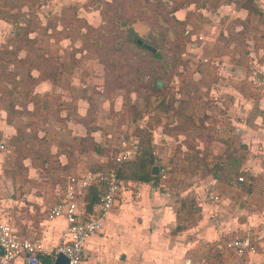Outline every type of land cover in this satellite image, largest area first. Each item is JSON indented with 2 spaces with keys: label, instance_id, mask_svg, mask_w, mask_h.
<instances>
[{
  "label": "crops",
  "instance_id": "crops-1",
  "mask_svg": "<svg viewBox=\"0 0 264 264\" xmlns=\"http://www.w3.org/2000/svg\"><path fill=\"white\" fill-rule=\"evenodd\" d=\"M253 6L256 13L250 14L239 0H187L173 13L190 28L196 24L200 40L194 51L201 61H215L210 64L216 74H193L202 123L191 135L173 137L164 127L153 131L158 163L168 168L166 187L160 178L125 181L113 208L104 214L99 188L77 195L78 220L100 215L102 224L84 244L86 264H225L229 255L220 250L219 231L229 237L249 228L261 247L247 264H264V90L255 82V72L264 73V0H254ZM51 14L60 16L59 11ZM254 17L260 24L253 23ZM77 18L93 29L103 24L98 9L80 8ZM220 43L227 53L220 51ZM12 44H5L0 54L5 71L13 73L9 85L0 73V85L7 87L0 88V222L21 237L38 235L46 251L42 264H54L47 253L67 226L63 217L46 220L65 189L56 181L111 170L120 138H134L130 131L122 134L124 127L111 128L102 119L111 110H122L124 94L118 91L110 100L104 96V61L80 40L45 44L37 39L33 55L22 49L10 61L6 58L14 51ZM52 48L51 55L47 49ZM42 58L53 63L45 67ZM208 121L216 122L213 132L206 129ZM185 142L196 145V162L187 163L183 155L172 157L173 145L184 153ZM222 156L234 167L219 164L229 174L227 182L216 172ZM16 159L22 164L11 170L6 164ZM236 171L244 181L232 178ZM184 200L190 202L179 215ZM23 262L20 257L14 264Z\"/></svg>",
  "mask_w": 264,
  "mask_h": 264
},
{
  "label": "rangeland",
  "instance_id": "rangeland-1",
  "mask_svg": "<svg viewBox=\"0 0 264 264\" xmlns=\"http://www.w3.org/2000/svg\"><path fill=\"white\" fill-rule=\"evenodd\" d=\"M112 1L113 0H110L108 3H112ZM185 1L187 0H148L146 2H139L137 0H118L108 6L103 3H107L105 0H37L33 5H29L31 8L28 6L24 7L21 12L22 19L28 18V11L32 13L33 25L30 26L33 32L30 34V38H35L34 41L39 39L41 43L44 42L46 44L66 36L71 37L70 40H80L83 44L82 47L87 48L89 53L109 63L108 71L110 76L114 77V75H117V77H122L118 84L122 83L121 85H123V82H125L126 85V82L128 84L130 81V85L127 86V89L132 90V88H134V91L123 96L122 110L118 112L111 110L102 119L108 121L107 125L111 128L117 129V127H120L121 130V128L124 127L125 130L122 131V134L130 131V135H133L137 127H144L149 121H155V118H152L155 116L153 110L162 100V97L156 99L154 96H151L150 104L146 106L145 97L149 91L145 92V90H140L135 82L131 83L135 75L140 76V74H143L142 76H146L157 70V73L160 75L166 74V81L169 80L167 89L170 90L173 88V90H177L182 85L187 84H194L195 87L190 85L192 89L197 88L198 83L193 79V74L199 72L200 64L211 66L213 70L208 69V75L216 74L215 65L210 64L212 62L211 59L203 60V62L201 61V54L194 51L200 40V38L197 37L198 32L196 24L195 27L190 28L187 21H178L183 24L180 25L177 23L175 17L173 15L171 17L168 13L178 4L183 3L184 5ZM197 2H199V0H197ZM80 8L98 9L104 25L102 24L103 26L98 29L87 26L83 19L77 18V11ZM56 11H59V14L65 11V20L61 21V25L58 22L59 16L51 14ZM193 19L197 21L195 15ZM123 21H126L133 31L132 24L137 26V31L134 32L140 39L147 42H155L157 53H159L162 58L159 62L151 61L150 59L152 58L149 54L135 49L133 45L125 41L127 32L122 33L119 26ZM255 22L260 24V19L254 17L253 23ZM57 26H63L65 29L62 32H57ZM11 32L14 34V27L11 24L6 26L0 22V54L5 53L3 51V49H5V44L13 43L12 45L14 47L12 49L14 50L21 42L20 37L17 39L13 34L11 36ZM219 48L221 52L227 53L229 51L224 43H220ZM47 50L52 55L55 48ZM7 56L6 54V57ZM13 56L9 55L6 59H10L11 61L14 59ZM4 61L3 58H0V73L3 76L2 78H4V82L9 85L13 73H8L7 70L5 71L3 67V65H5ZM43 63L46 64L45 62ZM212 63H215V61ZM48 64L49 63H47V65ZM159 64H161L164 69L160 68ZM20 69L17 68L15 70L19 73ZM13 72L16 73L15 71ZM113 77L110 78L112 79ZM6 84L0 85V88H7L5 86ZM118 91L124 94L126 93L125 90L116 89L115 84H113V89L106 92L107 95L104 96L110 100L114 98L113 94H116ZM197 93L196 91H191L188 96L184 93L185 95L181 96V99H178L179 101H181L182 98L185 100L186 104L184 110L185 115L190 117L189 120L184 119L176 122L173 119L172 113L169 112L167 116L160 115L161 124L165 125L173 121L174 124H178V128L182 131H180L182 135H191L192 132H195L199 124L202 123V111L198 108L199 96ZM163 97L168 99L169 95H163ZM176 98H179L177 94ZM209 103L211 102H208V104ZM176 105H178V103H176ZM207 123L208 127H206V129L208 130L212 125L209 121ZM161 124L159 123L158 127H163ZM25 140V144H27V138H25ZM183 145L185 146V152L187 154L197 151L195 148L196 145L194 144L185 142ZM180 147L181 146L178 144L173 145L172 157L175 158V156H180L185 153H181ZM110 152L111 151L108 153ZM197 158L198 156L196 154H192L191 162H196L195 160ZM21 164L22 160L16 159L10 161V163L6 165H8L11 170H14L18 169V165ZM21 174H23V171ZM13 180H17V176L15 178L13 177ZM56 183L62 188L65 184V179H59ZM21 209L24 211L26 208ZM20 213L22 212H20L19 209V214ZM32 236L39 237L38 235H31L30 237Z\"/></svg>",
  "mask_w": 264,
  "mask_h": 264
},
{
  "label": "built area",
  "instance_id": "built-area-1",
  "mask_svg": "<svg viewBox=\"0 0 264 264\" xmlns=\"http://www.w3.org/2000/svg\"><path fill=\"white\" fill-rule=\"evenodd\" d=\"M255 82L264 90V73L255 72ZM119 153L114 157L117 167L129 161L135 154L134 141L128 137H121L119 141ZM4 145H0V150ZM159 164V163H158ZM168 168L159 164L158 173L162 187H166ZM243 181V178H239ZM122 182L117 177V169L110 171H88L80 176H69L66 179L65 189L61 191L60 198L51 206L46 214V220L51 221L63 217L66 228L60 234L58 244L47 255L54 261L58 255H64L68 264H86L83 260V248L86 240L98 233L101 229V218L93 216L85 222L77 218L78 194L85 193L90 187L101 190L100 212L110 211L115 203L116 195L120 192ZM213 201L218 197L213 196ZM215 221V216H211ZM219 224V223H218ZM222 243L220 250L228 253L225 264H247L248 259L258 252L261 242L254 237L252 229H246L242 235L226 237L223 231H219ZM0 264H14L17 258L23 257V264H42L41 255L46 252L41 239L37 236L21 237L8 224L0 222Z\"/></svg>",
  "mask_w": 264,
  "mask_h": 264
},
{
  "label": "trees",
  "instance_id": "trees-1",
  "mask_svg": "<svg viewBox=\"0 0 264 264\" xmlns=\"http://www.w3.org/2000/svg\"><path fill=\"white\" fill-rule=\"evenodd\" d=\"M115 1H118V0H113L112 3H108V2L107 3L103 2V3L109 6L113 3H115ZM137 1L146 2L148 0H137ZM227 1L228 2H232V1L237 2L238 0H227ZM239 1H241L242 8L247 9L250 14L256 13V7L253 6L254 0H239ZM35 2H37V0H2V1H0V20L6 21L7 23L11 24L14 27V34H13L14 37H16L17 39H19V37H20V39H21L20 40L21 42L14 48V50H15V51H13L14 54H13V52L10 54L11 56L17 55V53L22 49L27 50L31 55H33L31 50H33V48H35L34 46H35L36 41H34L35 38H30V34L33 32L32 28L30 26V25H33L32 13L28 11V18L22 19L21 10L24 7H27V6L29 7V5H33ZM185 3H187V1H185ZM184 5H183V3L176 5L174 8H172V10L170 12H168L169 15H171V17H172L173 13L175 11L181 9ZM29 8H31V7H29ZM65 16H66L65 11L61 12V14L59 16V21H58L60 23V25H61V21L65 20ZM102 16H103V14H102ZM177 23L180 25H183L178 21H177ZM103 25H104V22H103ZM119 26H120V30L122 33L127 32V35L125 37V41H127L129 44L133 45V47H135V49H138L141 52H146L147 54H149L150 57L152 58V59H150L151 61L159 62V60L162 59L160 57V54L157 53L155 42H147V41L140 39L139 36H137V34L128 26V23H126V21L121 22ZM62 28H63V30L65 29L63 26H62ZM66 29H67V27H66ZM62 31H57V32H62ZM63 38L71 39V37H68V36L63 37ZM138 40H142L143 43H146L147 45L154 48L156 50V53H150L149 51L144 49L141 44L137 43ZM102 61H104V72H105V75H104V93L105 94H106V92L113 89V84H115L116 89L125 90L126 93L125 94L123 93L125 96L127 94H129L130 92L134 91V88H132V90L127 89V86L130 85V81L128 82V84L126 82V85H125V82H123V85H121L122 83L118 84L119 80L122 77H117V75H114V77L110 76V73L108 71V64L109 63L106 62L105 60H102ZM43 62H45L46 64H44ZM47 63H53V61L50 60L49 58H46V59L42 58V64H44L45 67L49 65V64L47 65ZM159 67L163 68V66L161 64H159ZM199 68H200L199 69L200 73H203V74L206 73L207 75L209 74L207 71L208 69L213 70L209 65H204V64H200ZM157 72L158 71L156 70L153 73L146 75V76H142L143 74H140V76L135 75V78L133 79V81H131V83L135 82L136 86L138 88H140V90H145V92L149 91V93L145 97L146 106H148L150 104L149 102H150L151 96H154L156 99H158V98L160 99V97H162V100L154 107V110H153L155 116L152 118L153 119L155 118V121H153L155 123L149 121V123L147 125L145 124L146 126L145 125H144V127L139 126L135 129V131L132 135L134 138L135 154L132 157V159L121 164L119 167H117L115 165V163H112L111 166L109 167V169H111V170L117 169V177L122 183L125 181H131V182H135V183H148L151 181L157 182L159 180V178H160L159 173H157L155 175L152 174V169L154 167H157V169H159L158 159L155 155V148H154V145L152 142V138H153L152 133L159 126V123L161 124L160 115L167 116V113L171 112L173 115V119L176 122H179V121L184 120V119L185 120L190 119V117H187L185 115V110H184V106L186 104L185 100L182 98V100L179 101L178 99H181V96L185 95L184 93H186V96H188L191 91L197 92L198 89L197 88L196 89L191 88L190 85L195 87L194 84H187V85H182L179 88V90L177 91V93L170 92L167 90L169 80L166 81V74L160 75ZM110 77H113V78L111 79ZM158 82H160L162 85L158 86ZM176 94L179 96V98H176ZM163 95H165V96L169 95V98L166 99L163 97ZM176 103H178V105H176ZM156 115H158L159 117ZM158 119H159V122H158ZM214 123H216V122L211 121V125H212V127H210L211 132H213V126L215 125ZM169 124H172V125H169ZM161 125L164 127V131L167 130L166 133L169 135H172L173 137H177L182 132L178 128V124H176V123L174 124L173 121H172V123H168L165 125L161 124ZM181 127H182V125H181ZM192 154H196L198 156L197 151H194V153H192ZM191 155L187 154L185 152L183 154V160L186 161L187 163H191V161H192ZM221 162H224L227 167H230V168H234V167L230 164V162L228 160H225L224 156H222L220 162L218 161V163H217L218 166L216 168V172H220V175L218 174L217 177L219 179L223 180L224 182H227V180L229 178V174L223 173L222 167L219 166V164ZM240 177L243 178V181L245 180L244 177H242L241 175H239V173H237V171L232 173V178H235L236 181H239ZM240 182H242V181H240ZM99 192H101L100 189H99ZM189 202L190 201H186V200L181 201V205H180V208L178 211L179 215L183 213L184 207Z\"/></svg>",
  "mask_w": 264,
  "mask_h": 264
},
{
  "label": "water",
  "instance_id": "water-1",
  "mask_svg": "<svg viewBox=\"0 0 264 264\" xmlns=\"http://www.w3.org/2000/svg\"><path fill=\"white\" fill-rule=\"evenodd\" d=\"M137 43L141 44L143 46L144 49H146L147 51H149L150 53H156V50L154 48H152L151 46L147 45L146 43H143L142 40H138ZM162 84L160 82H158V86H161ZM158 173V169L157 167H154L152 169V174H157ZM54 264H68V260L64 255H58L57 258L54 261Z\"/></svg>",
  "mask_w": 264,
  "mask_h": 264
}]
</instances>
